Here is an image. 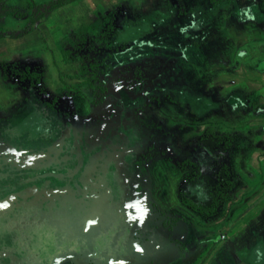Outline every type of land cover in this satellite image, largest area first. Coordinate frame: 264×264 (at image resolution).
<instances>
[{
	"label": "rangeland",
	"instance_id": "374dc122",
	"mask_svg": "<svg viewBox=\"0 0 264 264\" xmlns=\"http://www.w3.org/2000/svg\"><path fill=\"white\" fill-rule=\"evenodd\" d=\"M53 1L0 0V32L22 33L28 19L41 20ZM73 1L77 4L70 3L71 14L56 15L49 26L40 24L39 31L47 34L46 40L40 41L44 53L39 63L31 67L5 61L7 75H0L22 85L29 94L48 99L49 106L61 113V130H56L58 121L51 117L53 129L45 135L37 131V116L26 117L22 133L10 138L19 151L0 138V240L13 236L17 245L9 248L2 243L0 255L10 259L12 251L23 255L32 251L27 249L30 243H42L33 249L40 253L39 259L22 264H118L119 255L132 250L130 230L142 225L135 235L145 240L143 254L121 264H161L184 253L179 245L187 234L182 226L188 227L189 220L158 204L153 181L162 175L181 177V182L193 164L178 168L170 160L156 159L163 166L154 167L155 160L149 157L171 152L168 141L177 133V140L187 144L193 159H199L195 135L211 124L192 120V112L173 99L176 79L181 77L177 64L191 65L182 54L184 43L152 34L158 28L168 34L176 21L184 27L181 17L186 7L173 8L171 2L176 0ZM220 1L210 2L215 5ZM110 4V8L97 11L99 5ZM232 9L237 13V7ZM215 10L211 6L210 14L217 15ZM157 13L166 17L162 24L155 22ZM198 14L206 16L205 11ZM75 33L80 42L73 40ZM201 42L195 41L197 46ZM186 90L185 101L202 95V90ZM207 101H193L200 114L205 113ZM0 114L7 115L4 111ZM36 124L33 133L23 128ZM177 149V145L172 147V155ZM231 149L220 160L229 164L234 157ZM180 182L176 189L179 201ZM133 216L144 217V221L134 226L130 223ZM178 216L180 220L175 219ZM201 247L189 254L197 255ZM93 252L96 257H91Z\"/></svg>",
	"mask_w": 264,
	"mask_h": 264
},
{
	"label": "crops",
	"instance_id": "0c3cea01",
	"mask_svg": "<svg viewBox=\"0 0 264 264\" xmlns=\"http://www.w3.org/2000/svg\"><path fill=\"white\" fill-rule=\"evenodd\" d=\"M210 1L171 2L173 8L186 7L181 17L184 27L176 21L173 22L175 28L168 34L159 28L152 34L161 40L181 39L184 43L181 47L185 50L182 54L191 63L190 66L177 64L176 71L181 73V77L176 79L175 102L183 103L192 112L189 113L192 120L209 121L221 132L235 135L236 142L231 149L234 157L229 163L234 175L233 187L231 197L221 209L215 215L203 218L177 200L176 189L181 177L159 175L154 179L153 197L158 204L177 211L189 220L185 241L179 245L184 253L173 255L161 264H264V0H232L231 4L222 0L215 5ZM70 3L75 5L77 1L50 9L22 35L15 33V36L0 37V75H7L5 61H18L20 65L31 67L39 63L44 53V44L40 41L46 40L47 34L39 31L40 24L49 26L48 22L53 24L56 15L59 18L71 14L68 11L72 6ZM111 6L99 5L97 11ZM211 6L216 8L217 15L210 14ZM236 7L237 13L232 9ZM154 8L158 10L160 6ZM200 10L201 13L205 11V18L199 16ZM157 15L159 18L155 22L162 24L166 17ZM142 36L138 34V38L143 39ZM57 37L60 38L59 35ZM195 41L202 42L197 46ZM154 47L157 48L156 45ZM136 54L140 55L139 52ZM54 66L57 71V66ZM186 88H190V92L193 88L202 90V95L185 101ZM194 99L201 104L202 99L209 100L205 103L207 109L204 114L196 110ZM47 102L48 99L27 93L22 85L0 78V111L7 114L0 116V138L19 151L10 138L22 133L21 124L26 117L30 119L33 116L39 118L37 131L42 134H48L53 129L49 123L51 117L57 119L56 130L60 131L61 113ZM36 126L23 128L33 133ZM161 165L163 162L160 160L152 162L154 167ZM237 202L242 208L240 213H237ZM12 237L0 240V249L4 242L6 244L2 247H17L16 239ZM198 245L202 246L198 254L190 255V251ZM8 260L7 256L0 255V264H8Z\"/></svg>",
	"mask_w": 264,
	"mask_h": 264
},
{
	"label": "trees",
	"instance_id": "16d2710c",
	"mask_svg": "<svg viewBox=\"0 0 264 264\" xmlns=\"http://www.w3.org/2000/svg\"><path fill=\"white\" fill-rule=\"evenodd\" d=\"M72 1L73 0L53 1L50 5V9H54ZM19 14L21 16L24 15V13ZM35 20L34 16L30 17L20 34H24L28 27L35 22ZM15 35V33L0 32V37ZM73 40H75V42H80L79 35L75 33ZM154 121L157 122L155 119ZM155 122H153V124H156ZM177 138H179V134L173 133L172 140L168 141L170 146L169 150H171V152L160 151V153L155 157L149 158L152 161L156 159L170 160L178 168H186L188 166H192L193 164L192 169L185 173L180 182V201L184 205L198 212L203 218L213 216L218 212L222 204L231 197L234 175L230 165L225 161L220 160V157H223L225 151L231 149V146L234 143L235 135L233 133H218L212 123L206 125L200 134L195 135L194 142L198 150L196 153L199 156V159L196 160H194L191 156V149L189 151L186 149L187 144H184L180 139L178 141ZM176 145L179 149L175 150L172 155V147H175ZM182 147H184L187 151L180 150ZM208 153H210L212 158L211 156H208ZM206 161L209 163H205ZM131 218H135V220L130 223H134V226H138L137 217L133 216ZM175 219L180 220L181 217L178 216L175 217ZM182 220L186 224L187 220L184 218H182ZM141 227L142 225H139V227H136L135 229L133 228L134 232L137 233L141 230ZM168 229H173V223L168 225ZM182 232H185V226H182ZM138 239L140 245L143 246L145 240L140 238Z\"/></svg>",
	"mask_w": 264,
	"mask_h": 264
},
{
	"label": "flooded vegetation",
	"instance_id": "af4514ba",
	"mask_svg": "<svg viewBox=\"0 0 264 264\" xmlns=\"http://www.w3.org/2000/svg\"><path fill=\"white\" fill-rule=\"evenodd\" d=\"M141 219L142 220H140V218H137V222L143 221L144 217L141 218ZM186 231H187V227L185 226V232L184 233H186ZM135 234L136 233L134 232V230L133 231L130 230L128 239H129V244H131V246H133L132 250L129 247V249L131 251L128 252V254H126V253L123 254V255L120 254L118 260H116V263H118V264H121L123 262L126 263V262L132 261L134 259H137L138 257H140L143 254V246L140 245L139 239L136 237ZM40 244H42V243H39L38 245H40ZM44 244L47 245V243H44ZM38 245H36L35 243H30L27 246V249H30L32 251H27V253H25V254L23 253V255H22V253H21V255H19L18 253H13V251H12V253L8 254L9 257H10L8 264H20L19 261H18L19 256H20L19 260H21V264H22V261H24V260L29 261V259H36L37 256H38V259H39L40 253L37 252V251H33V249H37L38 248ZM21 247H23V246H21ZM95 252L92 253L91 257H96V253ZM32 253H34V254L32 255ZM4 255H6V254H4ZM117 255H118V253H117ZM23 264H27V262L23 263Z\"/></svg>",
	"mask_w": 264,
	"mask_h": 264
}]
</instances>
